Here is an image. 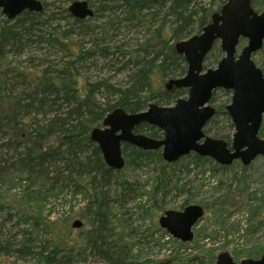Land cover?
Returning a JSON list of instances; mask_svg holds the SVG:
<instances>
[{
  "label": "trees",
  "instance_id": "16d2710c",
  "mask_svg": "<svg viewBox=\"0 0 264 264\" xmlns=\"http://www.w3.org/2000/svg\"><path fill=\"white\" fill-rule=\"evenodd\" d=\"M107 1L119 0H105L96 11V20L99 19V13L101 15L103 9L107 8L105 7ZM206 1L210 0L120 2L117 7L124 9L121 21L134 27H144L148 32L147 40L137 49L128 52H124L120 47L112 52L109 48H101L98 42L108 33L111 24L107 23L102 28L88 24L89 20L74 19L69 13L68 6H55L44 0V10L40 14L25 11L16 19L8 20L0 13L1 159L7 162V167L11 170L6 173L14 174L22 182L39 186L38 191L24 193L21 198V210L26 215L24 222L30 224L28 221H33L34 223H31L33 225L38 223L39 215L28 209L30 207L23 205L30 206L40 192L61 193L69 189L74 194L84 193L89 198L82 215L91 226L84 238L73 244L64 243L66 236L58 234V239L50 251L38 248L36 244L39 242L35 241V238L26 237L25 234L21 247L18 246L16 249L0 241V257H11L16 253L20 255V259H32L33 264H80L86 260L82 259V255L89 251L105 264H143L126 256L123 244L112 239L110 199L105 193H101L100 196L97 192L99 188L103 190L106 186H112L115 174L120 171L107 166L99 146L91 140V132L94 128L100 127L105 117L117 108L134 114L146 110L152 102L170 106L179 98L188 95V90L185 89L169 91L161 88L159 91L157 86L153 85L152 78L157 73L169 81L182 78L187 73L186 59L176 52L175 43L200 34L211 22L212 15L219 12L226 2L218 0L220 3L214 7V0L208 4ZM255 1L251 0L253 8ZM69 2L72 0H68ZM51 6L56 9L47 13V8L49 10ZM57 13L62 17L74 19L76 28L66 32L50 24V19ZM117 15L118 13H114V16ZM81 27L85 29L79 30ZM86 37L90 40V48L85 46L83 38ZM244 41H240L239 47ZM53 45L60 46L66 52L67 58L70 59L68 63L55 67L48 54H43L45 59L33 54L44 46L50 50L49 46ZM27 54L28 58L22 61V57ZM97 54L106 57L109 64H112V61L113 64H120L115 74L126 73L128 78L126 86L114 85L108 79L94 84L97 80L93 82L84 76L82 70L85 68H82V65L88 62L95 66L92 59L97 57ZM222 57L221 45L216 43L205 59L204 69L217 66ZM36 59H40L42 64L36 65ZM219 93H224L231 101L230 91L214 92L211 103L216 108V115L208 122L204 132L230 144L234 133V124L226 110L230 101L217 104L216 97ZM222 117L226 121V126L218 128ZM135 132L155 139H162L164 136L162 130L148 124L139 125ZM260 137L264 138V122ZM123 151L126 167L135 169L140 168L142 162L151 154H156L131 145H125ZM8 154L11 157L9 160L5 157ZM161 157L162 155L159 156L160 159ZM195 158L200 162H213L209 158L197 155ZM162 163L166 167L173 166L165 161ZM237 164L243 172L247 170L240 162H235L233 166ZM215 166L221 170L230 168L219 164ZM0 169H4L1 163ZM243 179L246 180V177L243 176ZM122 184L127 191L124 195L136 196L127 181ZM28 196L29 198L25 199ZM4 204V201L0 202L2 209L5 208ZM217 210L223 211L218 207ZM218 221L220 223V219ZM61 232L66 231L63 229ZM165 237L169 238L165 245L171 243L184 245L170 238L166 232L161 237L162 240ZM255 256L257 255H250ZM0 264H3L1 259Z\"/></svg>",
  "mask_w": 264,
  "mask_h": 264
},
{
  "label": "rangeland",
  "instance_id": "374dc122",
  "mask_svg": "<svg viewBox=\"0 0 264 264\" xmlns=\"http://www.w3.org/2000/svg\"><path fill=\"white\" fill-rule=\"evenodd\" d=\"M46 1L55 6L63 5L62 7L69 8L75 1L89 0H72L69 3L68 0ZM91 1L94 3V9L97 10L105 2V0ZM210 1H206V4ZM120 2L107 1L105 5L107 8L103 9L101 15L99 13L98 20L88 19L90 25L111 24L108 33L98 42L101 48H109L111 52L116 51L118 47L124 52L137 49L148 38V32L144 27H134L121 21L124 9L117 7ZM219 3L218 0H214V7ZM255 3L256 11L264 12V0H256ZM54 9H56L54 6L49 10L47 8V13ZM114 13H118L119 18L118 15L114 16ZM114 17L118 19H112ZM116 27L118 31L115 30ZM246 44L245 40L238 48V53ZM85 46L90 48V40L85 42ZM41 48L38 49L40 51L33 53L38 58L45 59L43 54H48L50 60L54 61L53 66L59 67L65 63L61 60L62 55L54 54L53 51L50 53L45 46ZM27 58L28 54L21 60L25 61ZM92 60L95 66H92V69H84L85 77L91 80L92 78L93 80L108 79L114 85L128 84L126 73L115 74L120 64H113L114 61L109 64L106 57L101 54H97ZM253 60L264 72V47L254 55ZM35 62L36 65L42 64L40 59H36ZM152 81L159 91L161 88L166 89L168 79L155 73ZM216 98L217 104L230 101L224 93L217 94ZM225 126L226 121L222 117L218 128ZM161 155V151L151 154L138 169L126 167L115 174L112 186L106 191L103 190L109 193L112 239L116 243L123 244L122 248L126 256L143 264L174 261L176 262L173 264H215L218 255L223 252H228L238 263L248 258L259 259L264 252V159L257 158L243 172L238 164L230 166L229 170H221L215 166L213 160V162H200L196 160L194 154L183 158L172 167H166L162 163L163 158H159ZM0 176H2L0 202H5V208L0 207L2 244H10L16 249L18 246L21 247L26 235L28 238H35V241L39 242V247L45 246L52 250L58 234L62 237L66 236L64 243L73 244L83 239L91 228L89 221L82 215L89 198L84 193L74 194L69 189L61 193L42 191L39 193V199L32 201L30 206L24 204V207H30L28 209L39 215L37 224H31L34 223L33 221H28L30 224H27L24 222L26 215L20 206L21 198L24 193L38 191L39 186L22 182L14 174L0 173ZM124 181L130 184L133 193L136 194L135 197L131 194L124 195L127 192L122 184ZM28 198L29 196L25 199ZM189 205H202L206 209L205 217L194 229V241L182 246L171 243L163 247L164 241L161 237L166 231L160 228L159 218L166 211H181ZM217 207L222 208L223 211H218ZM76 220L83 222L81 229L73 228L72 224ZM63 229L66 232H61ZM169 236L175 240L171 235ZM165 238V241L169 239ZM252 254L257 256L250 257ZM85 258V262L80 264H105L89 251L82 255V259ZM0 259L3 264H33L32 259H20V255L16 253L11 257H0Z\"/></svg>",
  "mask_w": 264,
  "mask_h": 264
},
{
  "label": "water",
  "instance_id": "95a60500",
  "mask_svg": "<svg viewBox=\"0 0 264 264\" xmlns=\"http://www.w3.org/2000/svg\"><path fill=\"white\" fill-rule=\"evenodd\" d=\"M25 11L41 13L42 2L0 0V12L8 20ZM69 13L79 20L94 17L88 1L73 2ZM241 38L247 40V45L237 55ZM216 42L221 44L223 58L217 67L204 69L205 59ZM263 45L264 12H257L250 0H227L200 34L175 43V50L185 57L188 70L184 77L169 80L166 88L188 90L186 98L178 99L172 106L151 103L145 111L134 114L117 108L106 116L101 127L92 130L91 140L99 146L107 166L116 171L125 167L123 145L144 151L162 150V157L169 164L192 153L222 166H231L235 161L249 166L258 157L264 159V139L259 135L264 121V72L253 60ZM218 89L232 92L226 107L234 124L230 144L204 132L216 115L211 101ZM141 124L162 130L164 137L136 134L135 128ZM204 214L201 205L169 210L159 218V225L173 238L190 243L194 239L193 228ZM72 226L80 229L83 222L76 220ZM216 264H264V252L260 259H245L241 263L224 252L217 257Z\"/></svg>",
  "mask_w": 264,
  "mask_h": 264
},
{
  "label": "bare ground",
  "instance_id": "6f19581e",
  "mask_svg": "<svg viewBox=\"0 0 264 264\" xmlns=\"http://www.w3.org/2000/svg\"><path fill=\"white\" fill-rule=\"evenodd\" d=\"M41 2H42V5H43V10H44V2L42 1V0H40ZM91 2V3H90ZM89 3H90V5H91V8L93 9V11H94V17L93 18H91V19H94L95 18V16H96V11H97V9H94L95 7H94V3H93V1H91V0H89ZM93 4V5H92ZM43 12V11H42ZM41 12V13H42ZM35 13V12H34ZM37 14H40V13H37ZM75 19V18H74ZM74 19H72V18H68V17H62L61 16V14H59V13H57L55 16H54V18H51L50 19V21L49 22H51L50 24H52V25H56V26H58V27H60L63 31H66V32H71L72 30H74V28H76V26H75V21H74ZM85 20H88V19H85ZM85 20H82V21H85ZM97 26H99V27H102L103 28V26L105 27V24H98ZM118 27H116L115 28V30L116 31H118V29H117ZM79 30H83V29H85V28H78ZM98 31H100V29H98ZM42 31H40V33H41ZM83 40H84V42H86L87 40H89L87 37L86 38H83ZM49 48H50V51H53L54 52V54H58V55H62V59L61 60H64L65 61V63H68L69 61H70V59H67V55H66V52L64 51V50H62L61 48H60V46H58V45H53V46H49ZM103 49H104V47H102ZM82 68H85V69H92V66L88 63V62H86L85 64H83L82 65ZM83 72H84V70H82ZM91 81H96V80H93V78H92V80ZM101 80H97L94 84H97V83H99ZM219 90V89H218ZM217 91V90H216ZM215 92V91H214ZM214 94V93H213ZM212 102V101H211ZM213 105V104H212ZM214 106V105H213ZM106 118V117H105ZM232 141V140H231ZM5 156V155H4ZM8 160L9 159H11V157H10V155L8 154V155H6L5 156ZM0 163H1V167L2 168H4V169H0V173H4V174H6V175H10L11 173H6V172H8V171H11V170H9V168L7 167L8 165L6 164L7 162H5V161H3V159H1V153H0ZM111 187V185H109V186H106V187H104L103 188V190H108L109 188ZM103 190H101V188H99L98 189V192L97 193H99V195L101 196L102 194L101 193H105V192H103ZM106 194V197H108L109 198V196H108V193H105ZM37 199H39V196H37L36 198H35V200H37ZM110 204V203H109ZM166 239V238H165ZM165 239L164 240H162V241H164V246L163 247H166L168 244H166L165 245V243L167 242V240L165 241ZM36 246H38L37 244H36ZM38 248H39V246H38ZM40 248H42V247H40ZM41 250H43V251H50V248L49 247H43ZM40 250V251H41Z\"/></svg>",
  "mask_w": 264,
  "mask_h": 264
},
{
  "label": "flooded vegetation",
  "instance_id": "af4514ba",
  "mask_svg": "<svg viewBox=\"0 0 264 264\" xmlns=\"http://www.w3.org/2000/svg\"><path fill=\"white\" fill-rule=\"evenodd\" d=\"M90 4V3H89ZM125 146V145H124ZM235 261V260H234ZM236 262V261H235ZM238 263V262H237ZM239 263H241V262H239Z\"/></svg>",
  "mask_w": 264,
  "mask_h": 264
}]
</instances>
